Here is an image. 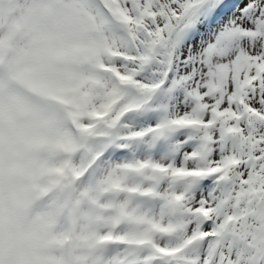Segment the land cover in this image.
Here are the masks:
<instances>
[{
	"label": "snow or ice",
	"instance_id": "snow-or-ice-1",
	"mask_svg": "<svg viewBox=\"0 0 264 264\" xmlns=\"http://www.w3.org/2000/svg\"><path fill=\"white\" fill-rule=\"evenodd\" d=\"M105 3V107L167 160L151 165L169 183L152 264H264V0Z\"/></svg>",
	"mask_w": 264,
	"mask_h": 264
},
{
	"label": "rangeland",
	"instance_id": "rangeland-1",
	"mask_svg": "<svg viewBox=\"0 0 264 264\" xmlns=\"http://www.w3.org/2000/svg\"><path fill=\"white\" fill-rule=\"evenodd\" d=\"M82 1H84V3ZM41 2H42V5H41ZM71 2H73V3H71ZM100 2H102V4H104V6L102 8L105 11V9H106L105 0H101ZM18 3H19V5H18ZM79 5L84 7V8L80 7ZM76 14H77V16H76ZM106 14H103L102 12H100L99 9L97 8L96 4H94L92 0H0V37H1L0 38V41H1V43H0V67H1L0 79L4 82L7 79L5 77H12L13 76L12 78L15 79L16 78L15 76H17V77L23 78V79L28 78L27 80H29V79L34 80L37 77L36 78L37 81H39V83H41V84H39L35 80V82L37 83L36 85L41 87V88H39V87H37V88H39V89L43 88L41 91H44L46 93L48 92L47 94H49L50 96L52 95L51 97L53 99H56V100H54V104H56L58 106V109H56V111H57L56 113H53V110L50 112L51 108H49V109L46 108V110H43L41 108L38 109V107H36V105H34L31 102L26 101V98L24 96H22L21 93L19 95V92L17 91V89L15 87L14 88L16 89V93L12 94V92H14L13 90H15V89H13L7 83H6L7 84L6 85L4 82V84H3L4 86L3 85H2V87L0 86V220L2 222L5 198L7 196L8 200L11 201L12 203H14L15 206L17 205L16 207H19V209H21L24 212V214L26 215V217L28 219L38 223L41 226V233H40L39 242L42 244L44 251L46 252V255H47L46 264H60L59 262H61V264H62V260H61L62 257L60 254H58L55 251V248H56L55 244L56 245H63L60 242L61 238L63 237L62 232H65L67 228H68L67 237H69L68 245H70L69 251L67 249V251H68L67 256L70 260V263H68V264H85L84 261H87L89 258H91V253L93 254L94 252H96V250H94V248H95L94 244H96L99 241L98 233H97V227H102L105 224L106 228H107V226L110 225L109 230H111V231L110 232L107 231L104 234L108 240L105 238V236H102L100 238H105L107 240V242H109V246H111V247L108 246V247H106L105 250H102V252H105L104 259H106V261L104 264H113L115 261H117V259L119 257V253L122 250H123L122 254H124V253H125V255L127 254L125 248L124 249L118 248L119 245L133 244L134 246H136V248L140 247V249L147 250L148 252L152 253L149 247L153 245L154 238L157 235V234H155L156 232L155 233L153 232V231H157L156 228L154 227V225L160 224V223H162V221H163V223L168 222V215H167L168 210L165 208L166 202L163 199V197L169 191L163 190V187H162V185L164 183V179H165L164 174L162 172H158L155 169L151 168V166L149 167V165L155 164L154 160H152V159H153L154 155H157L158 153H156L155 151H149V150L145 149L142 151H144L146 154L145 155H143V154L139 155L138 153H140L141 150H134L135 151L134 152V151H131V149H130V150H127V154H122V156H119V157L115 156V155H109L107 157L108 159L106 158V160L101 164H98V163L97 164H90V162H87V161H89V158L96 156V154H94L95 153L94 150L96 149V145L101 147L104 143H107V145H109V147H105V148H110L113 151H119L121 148H124V144L121 143L120 140L122 138L129 137L130 132H129L128 128L123 130V127H126L127 124L133 123L130 118L128 119L129 121L128 120L126 121L124 119V120H121L117 123L118 117H119V112H120L119 109L115 105H113L111 108H107V107L104 108L103 107V105H105L107 103V100L109 99L108 96L111 92V88L109 87L112 83V74L110 72V69L115 66V64H114V59H115L114 52L116 51V46L112 47V48L110 46V45H113V43H116V37L114 34V30L111 27L113 25H112V23L111 24L108 23V21L106 19L108 17V15H106ZM93 15H94V17H93ZM29 17H31V18H29ZM80 18H82V19H80ZM83 21L87 22V25L85 24L86 27L80 26V24ZM93 21H94V24H92ZM20 23H22V24L26 23L27 28H28L27 30H25L27 32L24 31L21 34V36L18 33L19 30L16 28L17 25ZM98 23L100 24V26ZM37 24L39 25V27L37 26ZM96 25H97V27H96ZM87 26H89V27H87ZM99 27L101 29L102 28L103 29L100 30ZM40 28H42V29H40ZM15 34H17V35H15ZM100 36H102V37L100 38ZM23 37H25V39H24L25 41L22 40ZM94 38H96V39H94ZM16 39H17V41H16ZM13 40H15V41H13ZM18 40H20V41L18 42ZM9 41H11V42H9ZM23 41H24V43H23ZM8 42H9L10 46L7 45ZM14 42H16V43H14ZM107 42H111V43H107ZM10 43H12V44H10ZM39 43L42 44L41 45L42 47H40V48L43 50L35 47V44L37 45ZM99 43L101 46L98 45ZM13 44H14V48L12 46ZM70 44L72 46H70ZM107 44H110V45H108L110 47H108ZM95 45L96 46L98 45V48ZM68 47H70V48H68ZM52 48L60 50L61 52L58 54H61L63 52V55L61 54L59 56L56 54L57 55L56 57H60V58L62 56L63 57L61 59L55 58L56 61H54V62H56V63L52 62V64H51V60L47 59L48 57H44V55H47L49 53V51H51ZM91 48H93L92 51H91ZM39 49L41 50V53H40ZM44 49H46V51ZM101 49H103V50H101ZM107 49H108V51H107ZM47 50H49V51H47ZM110 50H112V51L110 52ZM101 51L102 52L104 51V52L102 53ZM46 52H47V54H46ZM86 52H91V53L87 54ZM106 52L111 53L112 56L108 53L106 54ZM38 53H40V54H38ZM70 54L72 55V57L69 56ZM93 54H96V55L94 56ZM100 54L107 55L108 57L107 56H105V57L108 58L106 60L108 62L101 59ZM47 56H49V54ZM82 56H84V57H82ZM90 56H92V57H90ZM98 57H99V60H98ZM43 59H46V60H43ZM69 59H71V60H69ZM77 59H79V60H77ZM111 59H113V60H111ZM48 60H50V62ZM93 60H95V61H93ZM101 60L105 61V62H102ZM100 61L102 62L103 66H100L101 65ZM49 65L50 66L53 65V67H50ZM5 66H6V68H5ZM96 68H97V70H96ZM43 69H45V70H43ZM45 71H47V72H45ZM31 72L33 75L31 74ZM38 72H41V73H38ZM92 72H95V74L93 73L94 74L93 76H95V77L90 76V75H92L91 74ZM105 72H107L108 74ZM37 73L39 75H37ZM96 73L98 74V76ZM9 74H10V76H9ZM29 74H30V76H28ZM41 74H42V78H41ZM44 74H46V76ZM101 75H102V77H100ZM33 76H34V78H33ZM109 76H111V77L108 78ZM96 77H97V80H95ZM49 78H51V79H49ZM44 79H46V80H44ZM78 79L80 82L78 81ZM31 80H30V82H31ZM82 80H84V81H82ZM108 80H110V81H108ZM86 83L88 84V86ZM5 85L7 87H5ZM44 85L45 86L48 85V86L45 87ZM17 86H19V84H17ZM27 86L29 88L31 87L30 89H32V91L34 93H36V91H37V93H38V94L36 93L37 97L39 95H42L41 91L39 89H37L34 85H33L34 87L30 84L29 85L27 84ZM107 86H108V88H107ZM32 87L34 88V90ZM85 88H88V89H85ZM107 90L109 93L107 92ZM16 96H18L17 100H15ZM20 96H22L21 97L22 99H20ZM41 97L42 96H39V98H41ZM98 98H100V99H98ZM23 99L25 100V102L23 101ZM74 102H76L78 105ZM95 102H97V103H95ZM22 103H24V104H22ZM28 103H30L31 106ZM25 104H26V108H25ZM27 104L29 105V107L31 109L27 106ZM58 104H60V106ZM99 104H101V105H99ZM15 105L18 107H16ZM23 105H24V107H23ZM84 107L85 108L89 107V108L85 110ZM16 108L20 109L19 113H17L18 111L16 110ZM21 108L25 109V110H21ZM92 108L94 109V111L96 110L95 112H97V111L98 112L95 113L92 110ZM69 109H71V111ZM77 109L79 111H81L83 109L84 110L81 113L79 111L77 112ZM28 110L32 113H30V112L28 113ZM74 110H75V112H74ZM89 110H91L92 112L90 113ZM104 110H105V112H103ZM60 111H61V113H60ZM76 112L79 115L75 114ZM15 113L20 114V116L17 115L18 116L17 117ZM25 113H27V114H25ZM88 113H90L91 114L90 117H92V118H90V121L94 120V122L89 121L90 123L89 122L86 123V122L82 121V117L83 118L89 117ZM93 113H95L96 115ZM101 113H103V114H101ZM32 114H34V115L32 116ZM53 114H54V116H53ZM64 114L66 115L65 116L66 119L62 117V115H64ZM25 115L28 116L29 118L25 117L26 118L25 119L24 118ZM76 115L78 116V118L80 116V118H81L80 121L77 120L78 118ZM2 117H3V119H2ZM22 117L24 119V122L22 120ZM60 117H62V118H60ZM70 117H71V119H70ZM103 117H105V119ZM73 118H74V120H73ZM7 119H11L12 122L14 121L13 123H11L12 124L11 128L9 125H6L4 123V121ZM33 119H34V121H32ZM102 119H104V120H102ZM101 120H102V122L100 124L98 123L99 125H95L97 122H100ZM108 120H109V122H108ZM21 121L23 122V126H22ZM66 121H70L71 123H73L74 128L75 127L78 128L77 135L78 134L79 135L78 136L76 135L78 137V139L74 140L75 138L73 137L72 134H70L71 133L69 131L70 128L67 127ZM110 121L113 124L112 127H109ZM58 126L61 128H59ZM7 127H8V129H7ZM16 127L19 128L18 131H16L14 129ZM21 128L23 131L21 130ZM17 132H19V133L16 134ZM63 132L65 133V135ZM29 133L38 134L36 136H38V139H39V142H38L39 146H37L38 148L31 147L32 149H30V151L28 149L29 147H27V149H25V152L27 151L28 154H27V152L26 153L24 152L22 154L23 155L22 158H24V157H28V158L30 157V158H29V160H28V158H26V161L23 163V166H24L26 164V162H28L23 167L24 169H26L27 165H29L27 168L28 170L27 169L23 170V169L18 168V163H15V161L18 160V162H19L20 160L16 157L17 156V154H16L17 150L15 152V142H12V141H14V139H13L14 135H18V137L23 138V137H26L27 134L29 135ZM20 134H21V136H20ZM80 135H82V137H80ZM55 136H56V138H58V140L60 138H62L61 139L62 141L65 139L67 140V141L65 140V142H60L61 145L59 144V146L62 147V145H65V147L67 146V148L68 147H71V148H68V150L65 149V151H67V154H68L67 157L65 158V160L63 159V162L66 166L64 169L65 171L61 172L62 174L58 173L56 178H55L56 181H53L54 179L51 180L50 178H47V177L48 176L50 177V175L52 174V171H55L57 169V166L60 163H62V161H61L57 165V162L62 157L61 158L59 157L60 156L59 152H58L59 147L56 146L58 144L57 143L58 140L55 138ZM61 136H63V137L67 136V137L63 138ZM71 136H72V138H71ZM67 138L70 140V142L68 141ZM40 140H42V142H40ZM73 141H75V142H73ZM110 141H112L114 143V146L111 144L112 142H110ZM27 142L29 143L28 140H27ZM66 142H67V144H66ZM80 143H82V144H80ZM81 145H82V147H81ZM79 146H80L81 150H80V148H78ZM55 149H56V151H55ZM35 150H37V151H35ZM120 152L123 153L122 150H120ZM144 152H142V153H144ZM147 152H148V154H147ZM91 154H93V155H91ZM57 158H59V159H57ZM161 158H163V157L161 156ZM30 160H31V162H30ZM32 161H33V163H32ZM9 164H11V165L14 164V167L10 166ZM15 164H17V165H15ZM89 165L90 166L92 165L91 166L92 168ZM104 165L110 166V170H109L110 174L106 178L107 179L106 183H104L102 185L101 182L100 183L97 182V177L99 176L100 171ZM15 166H17V168ZM53 166L55 167V169ZM12 167L14 168L13 170H12ZM62 167L63 166L59 165L58 168L62 169ZM8 168H9V170H8ZM29 168H30V170H29ZM114 168H117V169H114ZM41 169H42V171H41ZM44 169H45V171H44ZM49 169H50L51 174L48 172ZM31 170L32 171L34 170V171L32 172ZM10 171H12V172H10ZM22 171H24V172H22ZM26 171L27 172L29 171L28 173H31V175L32 174L33 175L32 176L29 175ZM16 172H17V174H16ZM18 172H20V173H18ZM79 172H81V173H79ZM148 172H149V174H148ZM40 173L41 174L43 173V174L41 175ZM45 173H49V174H45ZM10 174L12 175L11 177H10ZM24 174H26V175H24ZM37 174H39V175H37ZM14 176H17V177H14ZM21 176H24L23 179ZM28 176H29V178H28ZM19 177H21L20 181H19V179H20ZM26 177L28 180L25 179ZM9 178H11L12 180L10 181ZM118 179H119V181H118ZM8 180L11 182V185H10V182H8ZM13 181L14 182L17 181V182L13 183ZM18 181L20 182V184L17 185ZM27 181H29V182H27ZM26 182H27V184L24 185ZM45 182L47 183V185H45L46 184ZM68 182H69V184H68ZM56 183L57 184L59 183L60 185L58 184V186H57ZM21 184H23V185H21ZM20 185L22 186V188H20ZM112 185H115V186H112ZM41 186H43V187L41 188ZM47 186H49V189ZM103 186H104V188H103ZM27 187L29 190H31V192L28 191ZM70 187H72V189ZM109 187H112L113 190H111L108 194H105L106 190ZM32 188L33 189L36 188V190H33ZM44 188H47L49 190L46 194L48 197L46 195H42L39 193ZM117 189H120V192H121L120 194H119V192L118 193L116 192ZM14 190H16V191H14ZM53 191H55L56 194H54ZM95 192L96 193L100 192L99 193L100 197L99 196L97 197L99 199H96L95 198L96 196L94 197ZM101 192H102V194H104V196L107 195L108 196L107 199L109 198L110 200L109 199L105 200L104 203L100 202L101 196H102V195H100ZM125 192H127V193H125ZM129 192L130 193L135 192V193L134 194L131 193V195L129 196L128 195ZM21 193H23V194L25 193L24 194L25 197H23V195H21ZM32 193H34V194H32ZM115 193H116V195H115ZM147 193L152 194L151 197L147 196L150 201L147 200L148 199L147 197H145V195ZM111 194H114V195L111 196ZM132 194H133V196H132ZM136 194H138V195H136ZM140 194H142V195H140ZM29 195L30 196L32 195L31 196L32 198H30ZM143 195H144V197H143ZM27 196H29V197H27ZM34 197H36L37 199ZM71 197H72V199H71ZM23 198H24V200H23ZM64 198L65 199L67 198L66 201H64L65 200ZM34 199H35V201H34ZM19 200H20V202H19ZM29 200L31 201V203ZM68 200H70L69 201L70 203L68 202ZM143 200H145V201H143ZM57 201H58V203H57ZM65 202H67V203H65ZM106 202H107V204H106ZM54 203H57L58 206L55 205ZM147 203H148V205H147ZM29 204H31V205H29ZM25 205H27V206H25ZM54 205L56 207H58L57 210H55L56 207H53ZM61 205H64V206H61ZM105 205H107V206H105ZM27 207H28V209H26ZM70 208H72V209H70ZM59 209H61V210H59ZM66 211L67 212L69 211V212L67 213ZM71 211H72V213H70ZM156 211H160L159 215L162 214L160 216L161 218H160L159 223L153 217L149 216V214L151 212H156ZM106 214H107V216L109 214V216H108L109 219H107ZM72 215H73V217H72ZM65 216H67V218H69V219H67ZM163 217H164V219H163ZM65 225H68V226H66L67 228L65 227ZM93 225H94V227H92ZM93 228H95V229H93ZM140 228L142 230H144L145 234H148V236L143 235V234H141V235L140 234L139 235L133 234L134 231H138ZM150 231H152V232H150ZM129 235H131V236L128 238ZM59 236H61V237H59ZM137 236H138L139 240H138ZM141 236H142V238H141ZM159 237H161L160 233H159ZM55 240H56V242H55ZM135 240H136V242H135ZM147 243H148V245H147ZM96 245H103V244L97 243ZM92 246H94V247L92 248ZM147 246H148V248H147ZM88 249H89V251H87ZM61 254H62V252H61ZM59 257H61V259ZM124 257H122V258H124ZM136 258H138V257H136ZM136 258H135V261L137 260ZM128 263L129 262H126V264H128ZM150 264H152V260H151Z\"/></svg>",
	"mask_w": 264,
	"mask_h": 264
},
{
	"label": "bare ground",
	"instance_id": "bare-ground-1",
	"mask_svg": "<svg viewBox=\"0 0 264 264\" xmlns=\"http://www.w3.org/2000/svg\"><path fill=\"white\" fill-rule=\"evenodd\" d=\"M93 1V3L94 4H96V6H97V8L99 9V11L100 12H102L103 14H106V12L104 11V9L102 8L103 6H104V4H102V2H100L99 0H92ZM19 2V1H18ZM40 2V1H39ZM44 2V1H43ZM48 2V1H47ZM74 2V1H73ZM73 2H71V3H73ZM77 2V1H76ZM83 3H84V1H82ZM20 3V2H19ZM19 3H18V5H19ZM23 4V3H22ZM46 4V3H45ZM91 4V3H90ZM41 5H42V2H41ZM87 5V4H86ZM92 5V4H91ZM80 6V5H79ZM88 6V5H87ZM80 7H82V6H80ZM78 8V7H77ZM82 8H84V7H82ZM87 8V7H86ZM85 8V9H86ZM89 9V8H88ZM75 10V9H74ZM77 10V9H76ZM25 11V10H24ZM78 11V10H77ZM79 12V11H78ZM90 12V11H89ZM94 13V12H93ZM32 14V13H31ZM34 15V14H33ZM95 15V14H94ZM94 15H93V17H94ZM107 15V14H106ZM76 16H77V14H76ZM56 17V16H55ZM96 17V16H95ZM107 17V16H106ZM29 18H31V17H29ZM54 18V17H53ZM55 19V18H54ZM80 19H82V18H80ZM107 19V21H108V23L109 24H111V22H110V20H109V18L107 17L106 18ZM100 20V19H99ZM97 21V20H96ZM31 22V21H30ZM100 22V21H99ZM36 23V22H35ZM40 23V22H39ZM90 23V22H89ZM87 25V22H85V21H83L81 24H80V26H82V27H86V25ZM91 24V23H90ZM89 24V25H90ZM92 24H94V21H93V23ZM99 24V23H98ZM29 25V24H28ZM41 25V24H40ZM103 25V24H102ZM101 25V26H102ZM35 26V25H34ZM37 26L39 27V25L37 24ZM99 26H100V24H99ZM104 26V25H103ZM87 27H89V26H87ZM96 27H97V25H96ZM112 28H113V26H111ZM18 30H19V34H20V36H21V34L25 31V30H27L28 28H27V24L25 23V24H22V23H20V24H18L17 25V27H16ZM93 28V27H92ZM100 28V27H99ZM108 28V27H107ZM39 29V28H38ZM40 29H42V28H40ZM103 29V28H102ZM101 28H100V30H102ZM16 30V29H15ZM37 30V29H36ZM104 31V30H103ZM25 32H27V31H25ZM106 32V31H105ZM13 33V32H12ZM88 33V32H87ZM86 33V34H87ZM93 33V32H92ZM104 33V32H103ZM25 34V33H24ZM15 35H17V34H15ZM105 35V34H104ZM103 35V36H104ZM23 36V35H22ZM102 36H100V38H101ZM1 38V37H0ZM15 38V37H14ZM19 38V37H18ZM93 38V37H92ZM99 38V39H100ZM22 39V38H21ZM25 39V37H23V39L22 40H24ZM94 39H96V38H94ZM3 40V39H2ZM27 40V39H26ZM13 41H15V40H13ZM16 41H17V39H16ZM20 40H18V42H19ZM25 41V40H24ZM24 41H23V43H24ZM9 42H11V41H9ZM9 42H8V44L7 45H9ZM0 43H1V41H0ZM14 43H16V42H14ZM42 43V42H41ZM69 43V42H68ZM101 43V42H100ZM100 43L98 44V45H100ZM107 43H111V42H107ZM10 44H12V43H10ZM43 44V43H42ZM42 44H35V47H37V48H40V47H42L41 45ZM103 44V43H102ZM16 45V44H15ZM98 45L96 46L97 48H98ZM108 45H110V44H107V46ZM10 46V45H9ZM13 46V48H14V44L12 45ZM65 46V45H64ZM70 46H72L71 44H70ZM101 46V45H100ZM103 46V45H102ZM111 46V48L112 47H115L116 46V48H117V45H116V43H113V45H110ZM110 46H108V47H110ZM7 47V46H6ZM44 47V46H43ZM63 48V47H62ZM61 48V49H62ZM68 48H70V47H68ZM41 49V48H40ZM39 49V51H40V53H41V50H43V49H41L40 50ZM92 49L93 48H91V51H92ZM33 50V49H32ZM36 50V49H35ZM45 51H46V49H44ZM68 50V49H67ZM101 50H103V49H101ZM114 50V49H113ZM12 51V50H11ZM47 51H49V50H47ZM58 51V52H57ZM66 51V50H65ZM107 51H108V49H107ZM112 50H110V52H111ZM115 51V50H114ZM43 52V51H42ZM61 51L60 50H58V49H55V48H52L51 49V51H49V56H47L48 54H47V52H46V54L47 55H44V57H48L47 59H50L51 60V64H52V62H54V61H56L55 60V58L57 59V58H60V57H56L57 55H63V52L61 53V54H58V53H60ZM102 52V51H101ZM104 52V51H103ZM102 52V53H103ZM35 53V52H34ZM40 53H38V54H40ZM87 54H90L91 52H86ZM108 52H106V54H107ZM113 53V52H112ZM57 54V55H56ZM74 54V53H73ZM108 54H110L111 55V53H108ZM94 56L96 55V54H93ZM109 55V56H110ZM42 56V55H41ZM69 56H71L72 57V55L70 54ZM68 56V57H69ZM81 56V55H80ZM100 56H101V59H103V60H107L108 58H106L105 56H107V55H103V54H100ZM112 56V55H111ZM110 56V57H111ZM63 57V56H62ZM61 57V58H62ZM70 57V58H71ZM82 57H84V56H82ZM88 57V56H87ZM90 57H92V56H90ZM89 57V58H90ZM108 57V56H107ZM60 58V59H61ZM74 58V57H73ZM94 58V57H93ZM64 59V58H63ZM88 59V58H87ZM92 59V58H91ZM41 60V59H40ZM43 60H46V59H43ZM50 60H48L49 62H50ZM53 60V61H52ZM69 60H71V59H69ZM77 60H79V59H77ZM98 60H99V57H98ZM111 60H113V59H111ZM64 61V60H63ZM88 61V60H87ZM90 61V60H89ZM93 61H95V60H93ZM92 61V62H93ZM97 61V60H96ZM102 61V60H101ZM100 61V63H101V65L100 66H103V64H102V62H105V61H102L101 62ZM61 62V61H60ZM59 62V63H60ZM106 62H108V61H106ZM111 62V61H110ZM42 63V62H41ZM54 63H56V62H54ZM58 63V64H59ZM99 63V62H98ZM94 64V63H93ZM109 64V63H108ZM113 64V63H112ZM55 65V64H54ZM50 66V65H49ZM108 66V65H107ZM50 67H53V65L52 66H50ZM109 67V66H108ZM5 68H6V66H5ZM25 68V67H24ZM0 69H1V67H0ZM43 70H45V69H43ZM96 70H97V68H96ZM48 71V70H47ZM47 71H45V72H47ZM35 72V71H34ZM108 72V71H107ZM107 72H105V73H107ZM29 73V72H28ZM38 73H41V72H38ZM37 73V75H39ZM43 73V72H42ZM51 73V72H50ZM95 74V72H92L91 74L92 75H90V76H93L94 74ZM98 73V72H97ZM96 73V74H97ZM31 74H32V72H31ZM47 74V73H46ZM46 74H44L45 76H46ZM49 74V73H48ZM89 74V73H88ZM108 74V73H107ZM110 74V73H109ZM33 75V74H32ZM50 75V74H49ZM9 76H10V74H9ZM28 76H30V74L28 75ZM44 76V77H45ZM97 76H98V74H97ZM13 77V76H12ZM12 77H5V78H7L4 82H5V84L7 83L9 86H11L13 89H17V91L19 92V95H20V93L22 94V96H24L25 98H26V101H28V102H31V103H33L34 105H36V107H38V109L39 108H41V109H43V110H46V108H51L50 109V112L53 110V113H56L57 111H56V109H58V106L56 105V104H54V100H56V99H53L49 94H47L46 92H44V91H41L42 89H39V88H41V87H39L38 85H36L37 83L35 82V80L37 81V77L33 80H31V79H29V80H27L28 78H19V77H17V76H15L16 78L15 79H13ZM43 77V78H44ZM93 77H95V76H93ZM100 77H102V75L100 76ZM111 76H109L108 78H110ZM31 78V77H30ZM33 78H34V76H33ZM41 78H42V74H41ZM46 78V77H45ZM91 78V77H90ZM99 78V77H98ZM107 78V79H108ZM49 79H51V78H49ZM94 79V78H93ZM92 79V80H93ZM101 79V78H100ZM30 80H31V82H30ZM41 80V79H40ZM44 80H46V79H44ZM95 80H97V77H96V79ZM43 81V80H42ZM78 81H79V79H78ZM82 81H84V80H82ZM108 81H110V80H108ZM4 82L0 79V86L2 87V85L4 84ZM38 83H39V81H37ZM45 82V81H44ZM64 82V81H63ZM77 82V81H76ZM80 82V81H79ZM93 82V81H92ZM91 82V83H92ZM102 82V81H101ZM104 82V81H103ZM89 83V82H88ZM95 83V82H94ZM6 84V85H7ZM17 84H19V86H17ZM27 84L29 85H34L36 88L37 87H39V88H37V89H39L40 91H41V94L42 95H39V96H42L41 98H39V96L37 97V95H36V93H37V91H36V93H34L33 91H32V89H30L28 86H27ZM39 84H41V83H39ZM45 84V83H44ZM71 84V83H70ZM87 84V83H86ZM5 85V87H7ZM16 85V86H15ZM21 85V86H20ZM4 86V85H3ZM8 86V87H9ZM33 86V87H34ZM45 86V85H44ZM46 86H48V85H46ZM45 86V87H46ZM85 86V85H84ZM87 86H88V84H87ZM109 86V85H108ZM108 86H107V88H108ZM10 87V88H11ZM15 87V88H14ZM32 87V88H33ZM104 87V86H103ZM110 87V86H109ZM16 89L15 90H13L14 92H12V94H15L16 93ZM45 89V88H44ZM85 89H88V88H85ZM12 90V89H11ZM33 90H34V88H33ZM103 90V89H102ZM48 91V90H47ZM107 92H108V90H107ZM40 93V92H39ZM103 93V92H102ZM109 93V92H108ZM18 94V93H17ZM38 94V93H37ZM100 94V93H99ZM110 95V94H109ZM22 96H20V99H22L21 97ZM103 96V95H102ZM108 96V95H107ZM17 97L18 96H16L15 98V100H17ZM23 97V98H24ZM24 98V99H25ZM107 98V97H106ZM108 98H109V96H108ZM19 99V98H18ZM19 99V100H20ZM23 99V101L25 102V100ZM42 99V100H41ZM98 99H100V98H98ZM104 99V98H103ZM40 100V101H39ZM103 101V100H102ZM108 101V100H107ZM21 102V101H20ZM58 103V102H57ZM74 103H76V102H74ZM95 103H97V102H95ZM22 104H24V103H22ZM30 106H31V104L30 103H28ZM27 104V106L29 107V105ZM77 104V103H76ZM38 105V106H37ZM59 106H60V104H58ZM78 105V104H77ZM96 105V104H95ZM99 105H101V104H99ZM16 106V105H15ZM14 106V107H15ZM21 106V105H20ZM75 106V105H74ZM98 106V105H97ZM16 107H18V106H16ZM23 107H24V105H23ZM22 107V108H23ZM35 107V108H36ZM69 107V106H68ZM90 107V106H89ZM89 107H87V108H85V110L86 109H88ZM103 107L105 108V105H103ZM21 108V110H25V109H22ZM25 108H26V104H25ZM30 108V107H29ZM66 108V107H65ZM100 108V107H99ZM31 109V108H30ZM37 109V108H36ZM102 109V108H101ZM100 109V110H101ZM16 110L18 111L17 113H19V111H20V109L18 108H16ZM27 110V109H26ZM67 110V109H66ZM65 110V111H66ZM70 111H71V109H69ZM84 110V109H83ZM83 110H81V111H79L78 109H77V112L79 111V112H83ZM92 110L94 111V109L92 108ZM99 110V111H100ZM32 111V110H31ZM59 111V110H58ZM90 111V113L92 112L91 110H89ZM96 111V110H95ZM94 111V112H95ZM16 112V111H15ZM30 111L28 110V113H29ZM73 112V111H72ZM74 112H75V110H74ZM77 112L75 113V114H77ZM86 112V111H85ZM98 112V111H97ZM97 112H95V113H97ZM103 112H105V110L103 111ZM119 112V111H118ZM17 113H15L16 114V116L17 115H19L20 116V114H17ZM22 113V112H21ZM30 113H32V112H30ZM60 113H61V111H60ZM90 113H88V116L89 117H82V121H84V122H89L90 121V118H92V117H90ZM95 113H93V114H95ZM23 114V113H22ZM25 114H27V113H25ZM101 114H103V113H101ZM24 115V114H23ZM34 114H32V116H33ZM59 115V114H58ZM68 115V114H67ZM74 115V114H73ZM77 115H79V114H77ZM76 115V116H77ZM96 115V114H95ZM94 115V116H95ZM9 116V115H8ZM22 116V115H21ZM53 116H54V114H53ZM66 115L64 114V115H62V117L63 118H65L66 119V117H65ZM69 116V115H68ZM85 116V115H84ZM109 116V115H108ZM18 117V116H17ZM25 117H28V116H24V118ZM62 117H60V118H62ZM101 117V116H100ZM29 118V117H28ZM27 118V119H28ZM34 118V117H33ZM77 118H78V116H77ZM104 119H105V117H103ZM116 118V117H115ZM2 119H3V117H2ZM26 119V118H25ZM70 119H71V117H70ZM104 119H102V120H104ZM14 120V119H13ZM22 120H23V122H24V119H23V117H22ZM73 120H74V118H73ZM78 121H80L81 120V118H80V116H79V118L77 119ZM102 120L100 121V122H97L95 125H99L101 122H102ZM116 120V119H115ZM121 120H124V117L121 115V113L119 112V117H118V121H117V123L119 122V121H121ZM2 121V120H1ZM32 121H34V119L32 120ZM59 121V120H58ZM91 121H93L94 122V120H91ZM90 121V122H91ZM127 121V120H126ZM129 121V120H128ZM14 122V121H13ZM12 121H11V119H7V120H5L4 121V123L6 124V125H9L10 126V128L12 127V124L11 123H13ZM19 122V121H18ZM23 122L21 121V123H22V126H23ZM68 122V123H67ZM89 122V123H90ZM108 122H109V120H108ZM99 123V124H98ZM130 123V122H129ZM4 124V125H5ZM121 124V123H120ZM66 125H67V127H69L70 128V134H72L73 135V137L75 138L74 140H76V139H78V135H77V133H78V128L77 127H75L74 128V125H73V123H71L70 121H66ZM119 125V124H118ZM128 125V124H127ZM127 125H126V127H123V130H125L126 128H127ZM15 126V125H14ZM61 126V125H60ZM88 126V125H87ZM113 126V124H112V122L110 121V124H109V127H112ZM125 126V125H124ZM40 127V126H39ZM59 127V126H58ZM59 128H61V127H59ZM58 128V129H59ZM7 129H8V127H7ZM16 131H18V127H16V128H14ZM63 129V128H62ZM10 130V129H9ZM8 130V131H9ZM21 130H22V128H21ZM67 130V129H66ZM23 131V130H22ZM62 131V130H61ZM60 131V132H61ZM94 131V130H93ZM21 132V131H20ZM85 132V131H84ZM19 132H17L16 134H18ZM64 133V132H63ZM80 133V132H79ZM33 133H29V135L27 134V136L26 137H23V138H20V137H18V135H14V141H12V142H15V152H16V150H17V152H16V154H17V158L20 160L19 162H18V160L17 161H15V163H18V168H20V169H23V170H26L27 168H28V166L29 165H27V168L26 169H24L23 167L28 163V162H26V164L23 166V163L26 161V158H28V157H24V158H22V154L25 152V149H27V147H29L28 149H29V151H30V149H32L31 147H33V148H38L37 146H39L38 144V142H39V139H38V136H36V135H38V134H36V133H34L33 135H32ZM58 134V133H57ZM125 134V133H124ZM55 135V134H54ZM60 135V134H59ZM64 135H65V133H64ZM63 135V136H64ZM67 135V134H66ZM77 135V136H76ZM20 136H21V134H20ZM23 136V135H22ZM35 136V137H34ZM63 136H61V137H63ZM68 136V135H67ZM66 136V137H67ZM13 137V136H12ZM66 137H63V138H66ZM80 137H82V135H80ZM84 137V136H83ZM28 138V139H27ZM55 138H56V136H55ZM70 138V137H69ZM71 138H72V136H71ZM70 138V139H71ZM53 139V138H52ZM57 140H58V138H56ZM62 138H60L59 140H58V144L56 145L57 147H59V149H58V152H59V157L61 158L58 162H57V165L62 161V163H60L59 165L60 166H63L62 167V169H59L58 167H59V165L57 166V169L55 170V171H52V174L50 173V169L48 170V172L51 174L50 175V177L48 176L47 178H50L51 180L52 179H54L53 181H56V176H57V174L58 173H61V172H64L65 170V164H64V162H63V159L65 160V158L67 157V151H65V149H67L68 150V148H71V147H68L67 148V146L65 147V145H62V147L61 146H59V144L61 145V143L60 142H65V140H61ZM68 139V138H67ZM88 139V138H87ZM27 140L29 141V143L27 142ZM56 141V140H55ZM67 141V140H66ZM68 141L70 142V140L68 139ZM83 141V140H82ZM90 141V140H89ZM40 142H42V140H40ZM54 142V141H53ZM73 142H75V141H73ZM72 142V143H73ZM79 142V141H78ZM110 142H112V141H110ZM120 142L121 143H123L124 144V148H121L120 150H122L123 151V153L122 152H120V150L119 151H113V150H111L110 148H105V147H109V145H107V143H104L101 147H99V146H97L96 145V149L94 150L95 151V153L94 154H96V156H94V157H92V158H89V161H87V162H90V164H101V163H103L105 160H106V158L109 156V155H115V156H122V154H127V150H130L131 149V151H134V150H141V147H140V143H139V141H137V140H133V139H129V137H125V138H122L121 140H120ZM28 143V144H27ZM102 143V142H101ZM119 143V142H118ZM66 144H67V142H66ZM76 144V143H75ZM80 144H82V143H80ZM79 144V145H80ZM85 144V143H84ZM113 146H114V143L112 142L111 143ZM70 145V144H69ZM100 145V144H99ZM71 146V145H70ZM75 146V145H74ZM81 147H82V145H81ZM74 148V147H73ZM78 148H80V146L78 147ZM116 149V148H115ZM38 150V149H37ZM37 150H35V151H37ZM72 150V149H71ZM80 150H81V148H80ZM83 150V149H82ZM33 151V150H32ZM55 151H56V149H55ZM74 151V150H73ZM93 151V152H94ZM27 152V151H26ZM25 152V153H26ZM135 152V151H134ZM142 152H144V151H140V153H138L139 155L140 154H143V155H145L146 153L144 152V153H142ZM71 153V152H70ZM15 154V155H16ZM27 154H28V152H27ZM57 154V153H56ZM72 154V153H71ZM147 154H148V152H147ZM51 155V154H50ZM91 155H93V154H91ZM49 156V155H48ZM70 156V155H69ZM114 156V157H115ZM148 156V155H147ZM21 157V158H20ZM47 157V156H46ZM51 157V156H50ZM53 157V156H52ZM55 157V156H54ZM30 158V157H29ZM29 158H28V160H29ZM54 159V158H53ZM57 159H59V158H57ZM70 159V158H69ZM68 159V160H69ZM72 159V158H71ZM108 159V158H107ZM112 159V158H111ZM110 159V160H111ZM127 159V158H126ZM16 160V159H15ZM67 160V159H66ZM113 160V159H112ZM152 160H154V162L155 163H162V164H166L167 163V160H165L164 158H161V156H160V154H157V155H154V157H153V159ZM30 162H31V160H30ZM86 162V163H87ZM32 163H33V161H32ZM45 164V163H44ZM152 164V163H151ZM10 166H13L14 167V164L13 165H11V164H9ZM15 165H17V164H15ZM69 165V164H68ZM149 165V164H148ZM147 165V166H148ZM31 166V165H30ZM90 166V165H89ZM92 166V165H91ZM90 166V167H91ZM95 166V165H94ZM151 165H149V167H150ZM7 167V166H6ZM12 167V170L14 169ZM16 168H17V166H15ZM32 167V166H31ZM30 167V168H31ZM43 167V166H42ZM52 167V166H51ZM54 167V166H53ZM96 167V166H95ZM30 168H29V170H30ZM92 168V167H91ZM90 168V169H91ZM152 168V167H151ZM7 169V168H6ZM38 169V168H37ZM54 169H55V167H54ZM94 169V168H93ZM114 169H117V168H114ZM122 169V168H121ZM8 170H9V168H8ZM28 170V169H27ZM47 170V169H46ZM89 170V169H88ZM109 170H110V166H106V165H104L103 166V168L101 169V171H100V174H99V176L97 177V182L98 183H102V185L104 184V183H106V181H107V177L109 176V174H110V172H109ZM21 171V170H20ZM32 171V170H31ZM34 171V170H33ZM32 171V172H33ZM37 171V170H36ZM41 171H42V169H41ZM44 171H45V169H44ZM151 171V170H150ZM10 172H12V171H10ZM22 172H24V171H22ZM27 172V171H26ZM25 172V173H26ZM29 172V171H28ZM27 172V173H28ZM40 172V171H39ZM47 172V171H46ZM18 173H20V172H18ZM26 173V174H27ZM37 173V172H36ZM49 173H45V174H49ZM79 173H81V172H79ZM16 174H17V172H16ZM15 174V175H16ZM26 174H24V175H26ZM29 175H31V173H28ZM41 174V173H40ZM43 174V173H42ZM41 174V175H42ZM62 174V173H61ZM123 174V173H122ZM148 174H149V172H148ZM164 174V177H165V179H164V183H163V185H162V187H163V190H168L169 191V183H168V174L167 173H163ZM14 175V174H13ZM33 175V174H32ZM31 175V176H32ZM37 175H39V174H37ZM114 175V174H113ZM12 175L10 174V177H11ZM30 176V177H31ZM66 176V175H65ZM83 176V175H82ZM7 177V176H6ZM14 177H17V176H14ZM22 177V179H23V177L24 176H21ZM21 177H19L20 179H19V181L21 180ZM45 177V176H44ZM43 177V178H44ZM13 178V177H12ZM28 178H29V176H28ZM58 178V177H57ZM111 178V177H110ZM10 179V181L12 180L11 178H9ZM25 179H27V177L25 178ZM45 179V178H44ZM62 179V178H61ZM77 179V178H76ZM17 180V179H16ZM28 180V179H27ZM30 180V179H29ZM32 180V179H31ZM46 180V179H45ZM49 180V179H48ZM132 180V179H131ZM9 180H8V182H10ZM18 181V183H17V185L18 184H20V182ZM33 181V180H32ZM31 181V182H32ZM118 181H119V179H118ZM15 182H17V181H15ZM14 181H13V183H15ZM22 182V181H21ZM25 182V181H24ZM27 182H29V181H27ZM27 182L24 184V185H26L27 184ZM49 182V181H48ZM61 182V181H60ZM63 182V181H62ZM77 182V181H76ZM46 183V182H45ZM50 183V182H49ZM108 183V182H107ZM29 184V183H28ZM32 184V183H31ZM30 184V185H31ZM43 184V183H42ZM57 184V183H56ZM59 184V183H58ZM58 184H57V186H58ZM68 184H69V182H68ZM125 184V183H124ZM135 184V183H134ZM8 185V184H7ZM10 185H11V182H10ZM21 185H23V184H21ZM20 185V188H22V186ZM33 185V184H32ZM45 185H47V183L45 184ZM49 185V184H48ZM55 185V184H54ZM60 185V184H59ZM133 185V184H132ZM29 186V185H28ZM44 186V185H43ZM43 186H41V188L43 187ZM107 186V185H106ZM112 186H115V185H112ZM123 186V185H122ZM125 186V185H124ZM18 187V186H17ZM33 187V186H32ZM36 187V186H35ZM46 187V186H45ZM48 187V189H49V186H47ZM52 187V186H51ZM68 187V186H67ZM136 187V186H135ZM19 188V189H20ZM31 188V187H30ZM56 188V187H55ZM69 188V187H68ZM71 189H72V187H70ZM103 188H104V186H103ZM26 189V188H25ZM27 189H28V187H27ZM33 189V188H32ZM47 188H44L43 190H41L39 193L40 194H42V195H46L47 194V192L49 191ZM75 189V188H74ZM123 189V188H122ZM33 190H36V188L35 189H33ZM111 190H113V188L112 187H109L107 190H106V193L105 194H108ZM14 191H16V190H14ZM25 191V190H24ZM28 191H30L31 192V190H29L28 189ZM27 191V192H28ZM39 191V190H38ZM65 191V190H64ZM122 191V190H121ZM124 191V190H123ZM35 192V191H34ZM68 192V191H67ZM66 192V193H67ZM116 192L118 193L119 192V194L121 193L120 192V189H117L116 190ZM161 192V191H160ZM29 193V192H28ZM38 193V194H39ZM53 193L54 194H56V192L55 191H53ZM100 193V192H99ZM99 193L97 192H95L94 193V197L96 198V199H99V198H97L98 196H99ZM123 193V192H122ZM125 193H127V192H125ZM131 193H133V192H131ZM131 193L129 192L128 193V195L130 196L131 195ZM135 193V192H134ZM133 193V194H134ZM168 193V192H167ZM25 194V193H24ZM24 194L23 193H21V195H23V197H25L24 196ZM32 194H34V193H32ZM39 194V195H40ZM53 194V195H54ZM65 194V193H64ZM133 194H132V196H133ZM154 194V193H153ZM28 195V194H27ZM41 195V196H42ZM66 195V194H65ZM100 195H102L101 196V200H100V202H102V203H104L105 202V200H108L107 199V195H105L104 196V194H102V192H101V194ZM112 195H114V194H111V196ZM115 195H116V193H115ZM124 195V194H123ZM136 195H138V194H136ZM140 195H142V194H140ZM161 195V194H160ZM30 196V195H29ZM29 196H27V197H29ZM32 196V195H31ZM30 196V198H32ZM34 196V195H33ZM47 196V195H46ZM71 196V195H70ZM126 196V195H125ZM128 196V197H129ZM147 196H149V197H151L152 196V194H149V193H147L146 195H145V197H147ZM22 197V196H21ZM48 197V196H47ZM64 197V196H63ZM68 197V196H67ZM100 197V196H99ZM115 197V196H114ZM143 197H144V195H143ZM34 198H36V197H34ZM74 198V197H73ZM93 198V197H92ZM94 198V199H95ZM148 198V197H147ZM29 199V198H28ZM37 199V198H36ZM40 199V198H39ZM44 199V198H43ZM65 199V198H64ZM67 199V198H66ZM66 199L64 200V201H66ZM71 199H72V197H71ZM145 199V198H144ZM23 200H24V198H23ZM54 200V199H53ZM56 200V199H55ZM110 200V199H109ZM147 200H149V198L147 199ZM28 201V200H27ZM30 201V200H29ZM34 201H35V199H34ZM33 201V202H34ZM70 200H68V202H69ZM143 201H145V200H143ZM150 201V200H149ZM163 201V200H162ZM19 202H20V200H19ZM25 202V201H24ZM23 202V203H24ZM42 202V201H41ZM60 202V201H59ZM74 202V201H73ZM110 202V201H109ZM28 203V202H27ZM30 203H31V201H30ZM57 203H58V201H57ZM57 203H54L55 205H57L58 206V204ZM65 203H67V202H65ZM64 203V204H65ZM70 203V202H69ZM25 204V203H24ZM106 204H107V202H106ZM109 204V203H108ZM28 205V204H27ZM27 205H25V206H27ZM29 205H31V204H29ZM53 205V204H52ZM53 206V207H56V206ZM66 205V204H65ZM103 205V204H102ZM147 205H148V203H147ZM163 205V204H162ZM17 206V205H16ZM61 206H64V205H61ZM72 206V205H71ZM105 206H107V205H105ZM109 206V205H108ZM21 207V206H20ZM29 207V206H28ZM28 207L26 208V209H28ZM19 208V207H18ZM57 208L58 207H56V209L55 210H57ZM67 208V207H66ZM160 208V207H159ZM63 209V208H62ZM70 209H72V208H70ZM59 210H61V209H59ZM69 210V209H68ZM74 211V210H73ZM102 211V210H101ZM63 212V211H62ZM65 212V211H64ZM67 212V211H66ZM69 212V211H68ZM67 212V213H68ZM107 212V211H106ZM105 212V213H106ZM160 211H156V212H151L150 214H149V216H151V217H153L158 223H159V221H160V216L162 215H159L160 213H159ZM26 213V212H25ZM70 213H72V211L70 212ZM64 214V213H63ZM65 215V214H64ZM75 215V214H74ZM106 216H107V214H106ZM108 216H109V214H108ZM108 216H107V219H109L108 218ZM66 218H67V216H65ZM71 217V216H70ZM72 217H73V215H72ZM115 217V216H114ZM113 217V218H114ZM165 217V216H164ZM164 217H163V219H164ZM67 219H69V218H67ZM106 219V220H107ZM112 219V218H111ZM105 220V219H104ZM70 221V220H69ZM67 222V221H66ZM65 222V223H66ZM72 222V221H71ZM163 222V221H162ZM165 222V221H164ZM70 223V222H69ZM104 223V222H103ZM107 223V222H106ZM110 224V223H109ZM66 226H68V225H65V227ZM110 226V225H109ZM109 226H107V228H106V225L104 224L102 227H97V233H98V238H99V241L97 242L98 244H103V245H96V244H94L95 245V248H94V250H96V252H94L93 254L91 253V258H89L87 261H84V263L85 264H104L105 263V261H106V259H104V254H105V252H102V250H105L106 249V247H108L109 246V242H107V237L104 235L107 231L108 232H110L111 230H109ZM0 227H2V222H1V220H0ZM92 227H94V225L92 226ZM67 228V227H66ZM65 228V229H66ZM112 228V227H111ZM64 229V230H65ZM93 229H95V228H93ZM141 229V228H140ZM138 230V231H134L133 232V234H143V235H147L148 236V234H145V231L144 230ZM67 230H68V228L66 229V231L65 232H67ZM157 230V229H156ZM95 231V230H94ZM120 231V230H119ZM123 232V231H122ZM132 232V231H131ZM150 232H152V231H150ZM155 234H157L156 236H155V238H154V242H159L160 241V239H161V237H159V232L158 231H153ZM63 233V232H62ZM153 233V234H154ZM110 234V233H109ZM151 234V233H150ZM61 235V234H60ZM65 235L66 236H64L63 238H62V244H63V246H67L68 245V242H69V237H67V233H65ZM123 235V234H122ZM142 235V236H143ZM152 235V234H151ZM102 236H105V238L107 239H105V238H100V237H102ZM131 235H129L128 236V238L130 237ZM142 236H141V238H142ZM59 237H61V236H59ZM93 237V236H92ZM127 238V239H128ZM137 238H138V236H137ZM58 239V238H57ZM97 239V238H96ZM95 240V239H94ZM138 240H139V238H138ZM58 241V240H57ZM90 241V240H89ZM55 242H56V240H55ZM122 242V241H121ZM135 242H136V240H135ZM143 242V241H142ZM91 243V242H90ZM65 244V245H64ZM146 244V243H145ZM90 245V244H89ZM147 245H148V243H147ZM55 246H56V244H55ZM98 246V247H97ZM94 246H92V248H93ZM109 247H111V246H109ZM145 247V246H144ZM119 249H124L125 248V250H126V255H125V253L124 254H122V251L119 253V257H118V259H117V261H115L113 264H126V262H129L128 264H150L151 263V258L153 257V255H154V253H153V247L152 246H150L149 248H150V250H151V252L152 253H150V252H148L147 250H143V249H140V247L139 248H136V246H134L133 244H124V245H119V247H118ZM147 248H148V246H147ZM108 249V248H107ZM63 251V250H62ZM66 252H62V254H60L61 255V257H62V259H61V257H59L61 260H62V264H68V263H70V260H69V258H68V256H67V250H65ZM87 251H89V249L87 250ZM90 253V252H89ZM59 255V256H60ZM64 257H63V256ZM123 255V256H122ZM125 256V257H124ZM148 256V257H147ZM122 257H124V258H122ZM136 257H138V258H136ZM135 258L137 259L136 261H135ZM60 261V260H59ZM109 261V260H108ZM150 261V262H149ZM60 264H61V262H59Z\"/></svg>",
	"mask_w": 264,
	"mask_h": 264
},
{
	"label": "clouds",
	"instance_id": "clouds-1",
	"mask_svg": "<svg viewBox=\"0 0 264 264\" xmlns=\"http://www.w3.org/2000/svg\"><path fill=\"white\" fill-rule=\"evenodd\" d=\"M41 226L5 198L0 245L6 264H46L47 255L39 242Z\"/></svg>",
	"mask_w": 264,
	"mask_h": 264
}]
</instances>
